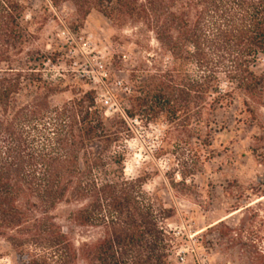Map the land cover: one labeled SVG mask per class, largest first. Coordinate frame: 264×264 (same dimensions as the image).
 <instances>
[{
    "label": "trees",
    "instance_id": "obj_1",
    "mask_svg": "<svg viewBox=\"0 0 264 264\" xmlns=\"http://www.w3.org/2000/svg\"><path fill=\"white\" fill-rule=\"evenodd\" d=\"M65 2L81 19L96 11L114 25L137 23L168 55V70L157 69L133 87L128 119L151 124L164 116L190 135L197 132L190 130L193 124L216 126L210 113L231 106L234 97L244 98L241 107L253 118L255 108L264 109V75L252 71L264 58V0ZM25 11L21 0H0V242L16 264H168L170 239L135 183L99 178L121 142L124 120L104 119L92 91L51 105L59 91L41 80L40 52H25L34 40L23 24ZM184 65L197 75L187 74ZM220 77L228 91L220 89ZM24 82L37 84L38 92L19 104ZM259 129L256 157L264 152V127ZM250 191L264 198V179ZM62 204L75 207L66 217L70 227L53 215ZM74 227L99 229L100 238L75 247L69 237ZM218 228L220 238L234 241V231L222 222L208 230Z\"/></svg>",
    "mask_w": 264,
    "mask_h": 264
},
{
    "label": "rangeland",
    "instance_id": "obj_2",
    "mask_svg": "<svg viewBox=\"0 0 264 264\" xmlns=\"http://www.w3.org/2000/svg\"><path fill=\"white\" fill-rule=\"evenodd\" d=\"M21 2L26 7L23 24L34 39L25 52H40L41 80L59 91L50 98L51 105L67 102L79 91H92L104 119L124 120L121 142L109 153L117 164L109 162L99 178L135 183V191L148 200L170 239L167 263L264 264V258L259 259L264 257V198L250 191L264 179V152L257 157L252 153L253 139L264 127V109L255 108L253 118L241 107L244 98L234 97L231 106L210 113L216 126L208 130L193 124L190 130L197 132L191 136L164 116L151 124L128 119L124 111L130 109L133 87L155 70L171 67L152 35L130 21L114 25L96 11L81 19L65 0ZM184 71L197 75L192 66L184 65ZM252 71L264 75V58L257 59ZM219 83L220 89H230L222 77ZM37 89V84L24 82L18 103L30 102ZM99 149L94 144L92 154ZM235 203L236 211L231 208ZM74 209L62 204L53 212L61 227H70L66 217ZM219 222L234 231L233 242L219 237L223 228L208 230ZM100 231L74 227L69 237L75 247L95 244ZM0 264H16L3 242Z\"/></svg>",
    "mask_w": 264,
    "mask_h": 264
},
{
    "label": "built area",
    "instance_id": "obj_3",
    "mask_svg": "<svg viewBox=\"0 0 264 264\" xmlns=\"http://www.w3.org/2000/svg\"><path fill=\"white\" fill-rule=\"evenodd\" d=\"M118 86H121V83H117ZM181 264H184L183 262Z\"/></svg>",
    "mask_w": 264,
    "mask_h": 264
}]
</instances>
